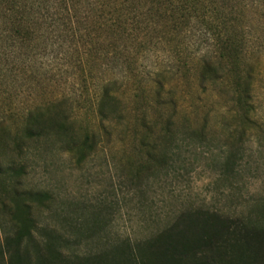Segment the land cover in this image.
I'll return each mask as SVG.
<instances>
[{
  "label": "rangeland",
  "instance_id": "374dc122",
  "mask_svg": "<svg viewBox=\"0 0 264 264\" xmlns=\"http://www.w3.org/2000/svg\"><path fill=\"white\" fill-rule=\"evenodd\" d=\"M251 1L230 22L247 41L239 66L229 65L223 78L229 88L236 71L242 77L253 70L252 109L247 114L228 106L225 92L197 84L199 57L212 47L193 40L139 51L128 63L84 65L93 69L90 74L64 63L49 66L53 70L45 78L41 72L32 85L18 87L11 78L0 79V123L5 130L14 131L17 117L27 109L66 98L80 132L93 128L100 134L84 161L78 163L76 156L55 147L37 158L25 176L28 187L53 197L36 213L37 219L70 240L76 238L75 244L62 248L64 253L92 255L146 240L182 211L199 208L264 227V0ZM56 66L62 72L52 76ZM158 71L169 88L159 99L154 83ZM113 80L127 110L123 120H114L103 131L96 121V100L102 85ZM169 116L178 137L165 142L161 134ZM191 126H203L205 139L191 138ZM10 148L0 149L5 161L12 156ZM230 153L235 154L232 169L224 170ZM0 183H5L0 195L9 192L10 180Z\"/></svg>",
  "mask_w": 264,
  "mask_h": 264
},
{
  "label": "trees",
  "instance_id": "16d2710c",
  "mask_svg": "<svg viewBox=\"0 0 264 264\" xmlns=\"http://www.w3.org/2000/svg\"><path fill=\"white\" fill-rule=\"evenodd\" d=\"M251 0H0V79L11 78L18 87L38 83L53 68L68 64L89 73L106 61L128 63L159 45L181 46L193 40L212 47L199 57L197 84L220 89L228 106L252 109L253 70L226 88L229 65L239 66L247 38L230 25L244 14ZM131 49H139L131 53ZM55 64V65H53ZM56 66L55 73L62 72ZM156 72L159 99L167 89ZM236 79V81H235ZM115 81L102 85L95 114L105 131L123 120L125 99L115 93ZM219 95V92L217 93ZM9 132L0 123V149L11 145L6 161L0 154V180H10L9 192L0 195V264H264V227L208 209L179 213L162 231L146 240L120 243L92 255L67 254L75 244L56 227L43 225L42 213L53 200L44 190L25 183L28 168L37 158L59 147L84 161L97 147L96 129L80 132L66 98L35 105L18 116ZM173 117L166 119L161 139L176 140ZM189 136L205 139V128L192 126ZM4 156V155H3ZM223 169L232 165V157ZM6 157V156H4ZM232 169V168H231ZM4 187H5V183ZM3 184L0 183L1 188ZM7 192V193H5Z\"/></svg>",
  "mask_w": 264,
  "mask_h": 264
}]
</instances>
